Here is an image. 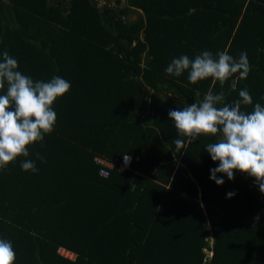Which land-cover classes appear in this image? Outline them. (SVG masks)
<instances>
[{"label": "trees", "instance_id": "1", "mask_svg": "<svg viewBox=\"0 0 264 264\" xmlns=\"http://www.w3.org/2000/svg\"><path fill=\"white\" fill-rule=\"evenodd\" d=\"M102 1L0 0V59L7 51L33 81L71 84L52 106L54 130L0 169V239L15 264H264V193L240 172L209 179L215 141L176 152L168 116L209 91L231 104L246 88L253 104L241 110L264 106V0ZM203 51L246 52L248 77L221 86L166 74ZM126 154L130 170L100 175L96 158ZM25 159L38 172L22 170Z\"/></svg>", "mask_w": 264, "mask_h": 264}, {"label": "clouds", "instance_id": "2", "mask_svg": "<svg viewBox=\"0 0 264 264\" xmlns=\"http://www.w3.org/2000/svg\"><path fill=\"white\" fill-rule=\"evenodd\" d=\"M251 65L246 52L236 59L226 51L214 57L210 51H203L190 59L187 55L174 58L165 69L166 74L181 76L188 73L192 84L211 78L221 86L238 73L237 79H246ZM71 88L70 82L59 76L50 81H33L18 70V61L7 51L0 59V169L6 168L18 157H29V146L41 142L46 134L54 130L56 112L53 104L58 97ZM235 90V84L232 85ZM240 99L225 103L221 91L205 94L199 103L186 104L182 109H170L168 116L174 124L180 139L174 141L176 152L186 149L197 138L208 137L215 142L207 143L205 151L213 162L209 179L222 185L224 179L217 173L233 180L240 172L253 177L259 191L264 193V106L256 103L253 111L246 113L241 106L252 105L248 90L239 91ZM36 159L46 162L39 152ZM125 160L130 157L127 154ZM24 171L38 172L35 160L25 159L21 163ZM227 193V197L234 196ZM16 252L10 241L0 239V264H15Z\"/></svg>", "mask_w": 264, "mask_h": 264}, {"label": "built area", "instance_id": "3", "mask_svg": "<svg viewBox=\"0 0 264 264\" xmlns=\"http://www.w3.org/2000/svg\"><path fill=\"white\" fill-rule=\"evenodd\" d=\"M127 156L130 157L129 160H125L123 158L121 161L116 160L114 162L109 161V160H107L105 158H102V157L96 158L95 161L100 166V175L103 176V177H110L111 174H112V171L114 169H117L118 172L121 173V174H123V173L127 172L128 170H130L133 158L130 155H127ZM61 254L64 257H69L68 253L65 252V251H62Z\"/></svg>", "mask_w": 264, "mask_h": 264}, {"label": "rangeland", "instance_id": "4", "mask_svg": "<svg viewBox=\"0 0 264 264\" xmlns=\"http://www.w3.org/2000/svg\"><path fill=\"white\" fill-rule=\"evenodd\" d=\"M106 1V2H105ZM109 4L110 6H115V1H113V0H103L102 2H101V4ZM123 4H124V2H122ZM122 4V5H123Z\"/></svg>", "mask_w": 264, "mask_h": 264}, {"label": "crops", "instance_id": "5", "mask_svg": "<svg viewBox=\"0 0 264 264\" xmlns=\"http://www.w3.org/2000/svg\"><path fill=\"white\" fill-rule=\"evenodd\" d=\"M62 251H65V252H67L68 253V256L69 257H66V258H70V259H72V260H74L75 258H76V256L73 254V253H70V252H68V251H66V250H64V249H61V251H60V254L62 253ZM62 255V254H61Z\"/></svg>", "mask_w": 264, "mask_h": 264}, {"label": "water", "instance_id": "6", "mask_svg": "<svg viewBox=\"0 0 264 264\" xmlns=\"http://www.w3.org/2000/svg\"><path fill=\"white\" fill-rule=\"evenodd\" d=\"M121 4V1H117V5H120ZM108 14L107 13H105V16H107ZM109 23L111 24L112 22H111V20H109ZM178 109H182V107H180V108H178Z\"/></svg>", "mask_w": 264, "mask_h": 264}]
</instances>
